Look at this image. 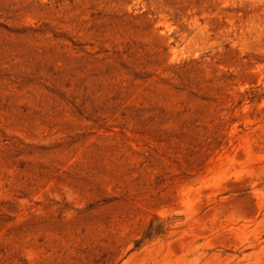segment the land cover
<instances>
[{
    "label": "rangeland",
    "instance_id": "obj_1",
    "mask_svg": "<svg viewBox=\"0 0 264 264\" xmlns=\"http://www.w3.org/2000/svg\"><path fill=\"white\" fill-rule=\"evenodd\" d=\"M0 264H264V0H0Z\"/></svg>",
    "mask_w": 264,
    "mask_h": 264
}]
</instances>
